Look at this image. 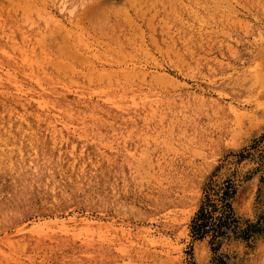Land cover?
<instances>
[{
  "label": "rangeland",
  "instance_id": "1",
  "mask_svg": "<svg viewBox=\"0 0 264 264\" xmlns=\"http://www.w3.org/2000/svg\"><path fill=\"white\" fill-rule=\"evenodd\" d=\"M0 17V69L60 93L0 94V264H264V0H0Z\"/></svg>",
  "mask_w": 264,
  "mask_h": 264
},
{
  "label": "bare ground",
  "instance_id": "2",
  "mask_svg": "<svg viewBox=\"0 0 264 264\" xmlns=\"http://www.w3.org/2000/svg\"><path fill=\"white\" fill-rule=\"evenodd\" d=\"M13 32H14V25H13L12 20H7L6 18L3 19V17H0V47L2 48L3 43H5L7 40L10 41L12 45H5L4 47L9 53L7 58H9V56H12L14 59L16 45H15V39L13 38V35H12ZM23 83H24V80L18 76V73L15 68L8 67V69L5 72H3L0 69V94L6 91L8 95H12V96H18L20 94L21 95L29 94L33 98L38 97V98L44 99L45 103L50 102L52 94L60 95L59 91H55L50 87L42 86L38 90L34 91L32 89H28V86H24ZM49 88L52 91H50ZM63 96L62 97H63V102H64L65 107L71 104L72 106L77 107L78 111L80 110L83 111L85 106L87 107V109H90L92 106L89 102L83 103L80 95L71 97L72 99H69L70 97H68L65 93ZM71 101L73 103H71ZM35 106L38 107L40 110L34 109L32 111L33 114L29 116L31 118V122L32 123H46L47 121L45 119L39 118V116L41 115V114L39 115V112L42 110V108L37 105Z\"/></svg>",
  "mask_w": 264,
  "mask_h": 264
},
{
  "label": "trees",
  "instance_id": "3",
  "mask_svg": "<svg viewBox=\"0 0 264 264\" xmlns=\"http://www.w3.org/2000/svg\"><path fill=\"white\" fill-rule=\"evenodd\" d=\"M230 186L227 185L226 187H224L223 189V193H222V197L221 200L224 199V197L226 195L229 194L228 192V188ZM229 196V195H228ZM213 206V203H210L209 200L207 199L203 204H201V206L199 207L196 217L194 218V220L192 221V228L195 231L194 233L197 235V237H201L203 236V234L206 232L205 230V226L207 225V211L206 208ZM225 206L229 207L228 203H225ZM250 227H254L253 225H250Z\"/></svg>",
  "mask_w": 264,
  "mask_h": 264
}]
</instances>
